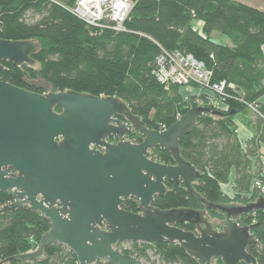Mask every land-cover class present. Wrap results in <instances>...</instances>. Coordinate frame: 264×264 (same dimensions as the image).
Listing matches in <instances>:
<instances>
[{
  "label": "trees",
  "instance_id": "1",
  "mask_svg": "<svg viewBox=\"0 0 264 264\" xmlns=\"http://www.w3.org/2000/svg\"><path fill=\"white\" fill-rule=\"evenodd\" d=\"M76 1L0 0V39L37 45L31 56L33 67L0 62V81L40 95L71 91L115 97L150 131H162L197 104L183 103L178 86L158 81L157 58L173 53L191 56L210 73V86L224 84L221 107L204 102V93L199 96L202 106L223 116L200 117L179 142L181 158L200 173L193 181V193L182 184L166 182V193L155 197L153 207L204 211L201 199L222 206L262 199L253 183L264 182L259 159L264 149V12L233 0H133L122 30L115 31L108 20L90 26L72 14ZM196 22L202 24L201 33L194 29ZM213 33L226 37L230 44L213 42ZM41 84L51 91L45 92ZM189 87L205 89L195 83ZM237 115L253 129L244 143L237 134ZM130 137L138 144L143 139L141 135ZM150 157L160 164H174L162 148H155ZM231 176L232 199L222 190ZM12 202L9 193L0 194V207ZM121 208L137 213L138 203L131 199ZM206 213L225 222L220 213ZM236 223L251 227L257 245L248 253L256 264H264V211L245 213ZM179 228L195 232L192 224ZM48 230L39 212L17 208L0 214V264H78L73 252L58 244L44 250L43 260L16 258L34 252ZM121 245H115L118 252L144 264H198L175 243H130L128 249ZM212 264L222 262L216 259Z\"/></svg>",
  "mask_w": 264,
  "mask_h": 264
},
{
  "label": "water",
  "instance_id": "2",
  "mask_svg": "<svg viewBox=\"0 0 264 264\" xmlns=\"http://www.w3.org/2000/svg\"><path fill=\"white\" fill-rule=\"evenodd\" d=\"M36 51L32 41L0 39V62L33 67ZM202 116L223 113L197 106L168 129L150 131L115 97L71 91L40 95L0 81V194L13 198L0 207V214L25 208L39 212L49 224L37 249L16 258L43 260L44 250L58 244L72 251L78 264H144L115 245L156 242L179 245L198 264L216 259L256 264L248 253L257 245L251 227L236 220L264 211L263 198L232 206L201 199L204 211L153 207L155 197L166 193V182L193 193L200 173L181 158L179 142ZM135 134L143 137L141 143L128 139ZM111 138L117 143H109ZM155 148L168 151L174 164L152 160ZM131 199L138 203L137 213L121 208ZM206 211L225 217L222 230L214 229ZM182 224H192L195 232L179 228Z\"/></svg>",
  "mask_w": 264,
  "mask_h": 264
},
{
  "label": "built area",
  "instance_id": "3",
  "mask_svg": "<svg viewBox=\"0 0 264 264\" xmlns=\"http://www.w3.org/2000/svg\"><path fill=\"white\" fill-rule=\"evenodd\" d=\"M131 7L132 4L128 0H77L70 12L90 26H99L102 21L108 20L113 23L112 29L121 31ZM157 65L158 70L155 75L160 83L183 86H188L190 83L198 84L205 88L204 102L214 107H221L220 97H223L224 84L210 86V73L191 56H182L178 53L165 54L157 58ZM207 93L212 96L206 95ZM196 104L202 106L201 100ZM253 187L264 196V185L260 181H255Z\"/></svg>",
  "mask_w": 264,
  "mask_h": 264
},
{
  "label": "rangeland",
  "instance_id": "4",
  "mask_svg": "<svg viewBox=\"0 0 264 264\" xmlns=\"http://www.w3.org/2000/svg\"><path fill=\"white\" fill-rule=\"evenodd\" d=\"M128 1H130V3L133 4V0H128ZM233 1L240 2L242 4H245L247 6L256 8V9L264 12V0H233ZM194 29L197 32L201 33L202 32V24L201 23H194ZM211 40L213 42L217 43V44H220V45H228V44H230L229 40L226 37H224V36H222V35H220L218 33H213L211 35ZM35 68H37V67H35ZM41 85H42L43 89L45 90V92H50L51 91V89H50V87L48 85H46V84H41ZM176 86L179 87L178 91H179V94H180V97H181L183 103H195L196 104L197 101L201 100V98H199L200 93H204L202 88L197 90V89H194L192 87H189V85L188 86L176 85ZM206 95L212 96V95H210V93H207ZM204 98L206 99V97H204ZM259 159H260V162H261V165H262V174H263V170H264V152L262 151V149L260 150ZM261 183L264 185V182H261ZM228 188H229V186H228ZM224 191H227V186L224 188ZM256 191H257V189H256ZM258 194H259V192H258ZM260 196L264 199V196H262V195H260ZM226 197L232 199L234 197V195H231V196L226 195ZM237 203H239V202H234L231 205H238ZM217 221L212 219L210 222L211 223H215V224H213L214 225V229L220 231L223 228V221H219V222H217ZM129 244L130 243H122L121 248L122 249H128L129 248Z\"/></svg>",
  "mask_w": 264,
  "mask_h": 264
},
{
  "label": "crops",
  "instance_id": "5",
  "mask_svg": "<svg viewBox=\"0 0 264 264\" xmlns=\"http://www.w3.org/2000/svg\"><path fill=\"white\" fill-rule=\"evenodd\" d=\"M196 23H199V22H196ZM234 120L237 125V134H238L239 140L241 141V143H244L246 140H248L253 135V129L246 124V121L242 115H237ZM262 151L264 152V149H262ZM262 176L264 178V170H263ZM232 180H233V176H231L229 183L222 187L223 192L229 196L233 195ZM226 186H227V191H224V188Z\"/></svg>",
  "mask_w": 264,
  "mask_h": 264
},
{
  "label": "flooded vegetation",
  "instance_id": "6",
  "mask_svg": "<svg viewBox=\"0 0 264 264\" xmlns=\"http://www.w3.org/2000/svg\"><path fill=\"white\" fill-rule=\"evenodd\" d=\"M122 120V119H121ZM135 135H138V134H135ZM131 136V135H130ZM128 137V139L131 141V143H134V144H138V143H136V141L134 140V139H131V137ZM108 142L109 143H112V144H116L117 143V140L116 139H114V138H111V139H109L108 140ZM208 217V216H207ZM208 219H209V221H211L212 219L210 218V217H208ZM215 221H217V220H215ZM217 222H219V221H217ZM213 224H215V223H212V225ZM218 224V223H217ZM213 227H214V225H213Z\"/></svg>",
  "mask_w": 264,
  "mask_h": 264
}]
</instances>
